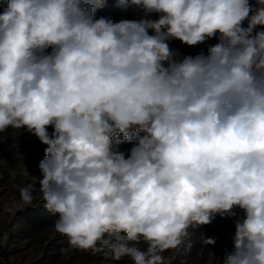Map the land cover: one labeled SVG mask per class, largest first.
<instances>
[{
	"label": "clouds",
	"instance_id": "clouds-1",
	"mask_svg": "<svg viewBox=\"0 0 264 264\" xmlns=\"http://www.w3.org/2000/svg\"><path fill=\"white\" fill-rule=\"evenodd\" d=\"M105 3L0 0V133L45 146L61 251L172 264L191 227L239 209L218 264H264V0H119L139 18L118 21Z\"/></svg>",
	"mask_w": 264,
	"mask_h": 264
},
{
	"label": "rangeland",
	"instance_id": "rangeland-1",
	"mask_svg": "<svg viewBox=\"0 0 264 264\" xmlns=\"http://www.w3.org/2000/svg\"><path fill=\"white\" fill-rule=\"evenodd\" d=\"M125 18L138 19L139 16L129 10ZM169 43L182 55H195L205 47H189L179 41ZM210 43L214 44L216 40ZM44 147L24 129L9 127L0 133V237L8 247L9 261L12 264H131L127 258L116 261L102 253L94 256L84 251H61L68 247L67 238L55 232L53 224L57 217L44 208L39 191L38 181L42 179V173L38 165L44 158ZM25 166L30 172L29 176L22 174ZM29 183L36 184V198L31 206L22 207L19 187ZM236 212L237 217L222 219L217 216L208 225L191 227L184 244L178 250L166 251L165 255L172 264L222 262L224 254L233 249L235 219L243 215L239 209ZM204 236L214 238L216 244H205ZM139 246L145 247L144 244Z\"/></svg>",
	"mask_w": 264,
	"mask_h": 264
},
{
	"label": "trees",
	"instance_id": "trees-1",
	"mask_svg": "<svg viewBox=\"0 0 264 264\" xmlns=\"http://www.w3.org/2000/svg\"><path fill=\"white\" fill-rule=\"evenodd\" d=\"M251 2L254 4L255 0H251ZM6 6V5H5ZM127 12L122 11L119 0H106L105 6L103 8H100L96 12L97 18L100 16H104L106 18H111L115 21H118L120 19H123L125 14ZM246 26V22H245ZM130 144H122L121 148H130Z\"/></svg>",
	"mask_w": 264,
	"mask_h": 264
},
{
	"label": "bare ground",
	"instance_id": "bare-ground-1",
	"mask_svg": "<svg viewBox=\"0 0 264 264\" xmlns=\"http://www.w3.org/2000/svg\"><path fill=\"white\" fill-rule=\"evenodd\" d=\"M7 245L5 243V241L0 237V252H1V255L4 256V257H7L6 258V264H12L9 259H8V256H7Z\"/></svg>",
	"mask_w": 264,
	"mask_h": 264
},
{
	"label": "built area",
	"instance_id": "built-area-1",
	"mask_svg": "<svg viewBox=\"0 0 264 264\" xmlns=\"http://www.w3.org/2000/svg\"><path fill=\"white\" fill-rule=\"evenodd\" d=\"M6 258L7 257L2 256L0 252V264H6Z\"/></svg>",
	"mask_w": 264,
	"mask_h": 264
}]
</instances>
